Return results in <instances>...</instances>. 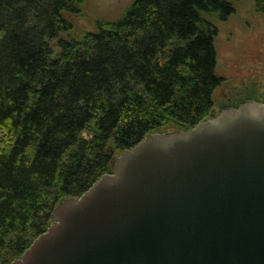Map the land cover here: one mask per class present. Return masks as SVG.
<instances>
[{
	"label": "trees",
	"instance_id": "trees-1",
	"mask_svg": "<svg viewBox=\"0 0 264 264\" xmlns=\"http://www.w3.org/2000/svg\"><path fill=\"white\" fill-rule=\"evenodd\" d=\"M84 1L0 0V264L121 152L217 115L224 77L205 13L227 20L232 0H135L76 36L67 15ZM255 4L264 14V0Z\"/></svg>",
	"mask_w": 264,
	"mask_h": 264
},
{
	"label": "water",
	"instance_id": "water-1",
	"mask_svg": "<svg viewBox=\"0 0 264 264\" xmlns=\"http://www.w3.org/2000/svg\"><path fill=\"white\" fill-rule=\"evenodd\" d=\"M11 264H264V102L147 135Z\"/></svg>",
	"mask_w": 264,
	"mask_h": 264
},
{
	"label": "rangeland",
	"instance_id": "rangeland-1",
	"mask_svg": "<svg viewBox=\"0 0 264 264\" xmlns=\"http://www.w3.org/2000/svg\"><path fill=\"white\" fill-rule=\"evenodd\" d=\"M135 0H85L80 14H68L76 36L94 30L98 19L122 18ZM235 12L227 20L206 14L218 28L215 37L217 68L224 81L215 92L218 114L227 106L237 107L247 99L264 102V14L255 0H232Z\"/></svg>",
	"mask_w": 264,
	"mask_h": 264
}]
</instances>
